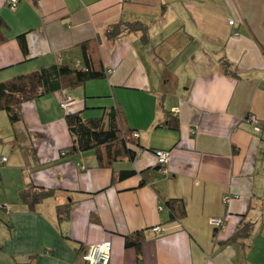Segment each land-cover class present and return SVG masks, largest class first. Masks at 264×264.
Instances as JSON below:
<instances>
[{
    "label": "crops",
    "instance_id": "0c3cea01",
    "mask_svg": "<svg viewBox=\"0 0 264 264\" xmlns=\"http://www.w3.org/2000/svg\"><path fill=\"white\" fill-rule=\"evenodd\" d=\"M10 1L0 0L9 26L0 83L53 65L85 69L88 42L114 73L24 103L18 123L0 112V264H86L87 248L106 241L110 264H264V0H19L16 10ZM120 22L145 24L148 41H109L107 27ZM65 96L77 101L67 111ZM116 106L140 135L133 161L101 168L93 153L62 157L73 144L68 114L107 125ZM155 151L171 153L165 168ZM127 170L137 174L112 183ZM33 187L55 195L30 209L22 194ZM171 199L185 204L184 220L169 222ZM246 224L249 238L234 240ZM141 231V251L127 248Z\"/></svg>",
    "mask_w": 264,
    "mask_h": 264
},
{
    "label": "trees",
    "instance_id": "16d2710c",
    "mask_svg": "<svg viewBox=\"0 0 264 264\" xmlns=\"http://www.w3.org/2000/svg\"><path fill=\"white\" fill-rule=\"evenodd\" d=\"M9 26L0 16V30ZM127 33H141L142 38L148 41V27L142 22H120L109 25L105 37L115 42ZM4 37L0 33V41ZM25 57L28 55L26 34L16 37ZM97 43L99 41L97 40ZM85 69L71 68L66 65H53L41 68L33 73L18 75L13 79L0 83V112L8 115L12 124L22 120L21 107L24 103L37 100L46 95L67 92L84 87L88 82L107 78L106 68L97 55V44H82ZM222 66L228 69L229 65L223 62ZM103 117L84 119L81 112L68 114L65 118L68 130L73 138V144L65 149L67 155L93 153L101 168H111L112 165L123 159L134 160L140 145L134 138L135 132L129 126L126 114L121 106L112 108L107 114V125ZM61 153V154H62ZM156 153V151H155ZM137 173L134 170L114 172L112 183L132 178ZM145 185L142 180L140 186ZM55 195V191L33 187L22 194V201L30 208ZM165 208L169 212V222H180L187 215L185 204L180 200L165 201ZM70 205L57 207L59 221H66L70 217ZM253 226L242 225L234 240L249 238ZM146 240L145 232H137L125 237V246L141 251Z\"/></svg>",
    "mask_w": 264,
    "mask_h": 264
},
{
    "label": "built area",
    "instance_id": "2783aa9c",
    "mask_svg": "<svg viewBox=\"0 0 264 264\" xmlns=\"http://www.w3.org/2000/svg\"><path fill=\"white\" fill-rule=\"evenodd\" d=\"M19 5V0H11L9 3V7L12 10H16L18 8ZM231 26L235 25L234 21L230 22ZM114 73V70L112 69H108L106 71L107 75H111ZM77 103L76 100L65 96L61 101H60V107L63 110H69L72 106H74ZM247 121L250 125H252L254 131L256 133H260L262 128L260 126V123L258 121V119L255 116H248ZM140 137V135L138 133L134 134V138L138 139ZM62 157H66L67 154L66 152H63ZM158 164L162 167L165 168L170 160H171V153L169 151H156L155 153ZM6 159H3V162H5ZM228 199H225V202H227ZM211 224L214 227L217 228H223L224 226V222L221 219H212L211 220ZM153 233H155L158 236H161L164 234V231L162 230V228L160 226H157L155 228H153ZM111 252H112V243L110 241H106L104 243L101 244H97V245H91L87 248V251L85 252L84 256H83V260L86 264H110V259H111Z\"/></svg>",
    "mask_w": 264,
    "mask_h": 264
}]
</instances>
